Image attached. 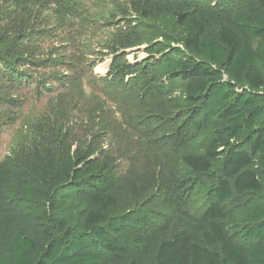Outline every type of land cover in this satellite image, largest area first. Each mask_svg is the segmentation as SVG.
Masks as SVG:
<instances>
[{
  "label": "trees",
  "instance_id": "1",
  "mask_svg": "<svg viewBox=\"0 0 264 264\" xmlns=\"http://www.w3.org/2000/svg\"><path fill=\"white\" fill-rule=\"evenodd\" d=\"M125 1L135 18L110 47L149 58L101 81L136 77L154 160L115 140L120 172L59 132L13 150L0 264H264V0Z\"/></svg>",
  "mask_w": 264,
  "mask_h": 264
},
{
  "label": "rangeland",
  "instance_id": "2",
  "mask_svg": "<svg viewBox=\"0 0 264 264\" xmlns=\"http://www.w3.org/2000/svg\"><path fill=\"white\" fill-rule=\"evenodd\" d=\"M127 7L125 0H0V162L55 132L66 135L72 149L89 148L93 159L103 152L120 172L130 166L111 155L115 140L147 149L154 160L152 122L137 116L126 91L138 90L136 77L101 81L114 63L149 58L145 45L117 53L110 47L133 24ZM103 112L111 117L108 127L97 122Z\"/></svg>",
  "mask_w": 264,
  "mask_h": 264
}]
</instances>
